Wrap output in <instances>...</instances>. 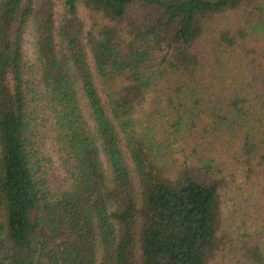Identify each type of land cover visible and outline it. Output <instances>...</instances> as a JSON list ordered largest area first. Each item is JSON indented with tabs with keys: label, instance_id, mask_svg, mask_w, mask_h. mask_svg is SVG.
Wrapping results in <instances>:
<instances>
[{
	"label": "trees",
	"instance_id": "obj_1",
	"mask_svg": "<svg viewBox=\"0 0 264 264\" xmlns=\"http://www.w3.org/2000/svg\"><path fill=\"white\" fill-rule=\"evenodd\" d=\"M0 264H264V0H0Z\"/></svg>",
	"mask_w": 264,
	"mask_h": 264
},
{
	"label": "rangeland",
	"instance_id": "obj_2",
	"mask_svg": "<svg viewBox=\"0 0 264 264\" xmlns=\"http://www.w3.org/2000/svg\"><path fill=\"white\" fill-rule=\"evenodd\" d=\"M79 14L85 23V27L87 28L88 24H89V18H88L86 10L82 4H79ZM255 35H257L256 32H255ZM23 45H24V52H25V61L28 63L27 65L29 66L28 71H29V74L31 75V77L34 78V72H33V69L31 67V64L34 60V30H33V27L31 24H29L27 29H26V32L24 35ZM98 87H99V90L101 92L103 100L106 101L105 92L102 90V87L100 86V84H98ZM209 140H211V139L209 138ZM131 165L133 166L132 163H131ZM237 186H241V185H237ZM237 186H235V187H237ZM247 189L249 191L254 192L253 194H256L255 187H253L252 184L249 183L247 186ZM230 202L233 204L234 207H236V203H234V201L232 199L230 200ZM237 214H238L239 218L247 216L246 212H238ZM228 220L230 221L229 216H228ZM226 226H227V224H226Z\"/></svg>",
	"mask_w": 264,
	"mask_h": 264
}]
</instances>
